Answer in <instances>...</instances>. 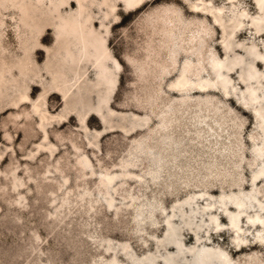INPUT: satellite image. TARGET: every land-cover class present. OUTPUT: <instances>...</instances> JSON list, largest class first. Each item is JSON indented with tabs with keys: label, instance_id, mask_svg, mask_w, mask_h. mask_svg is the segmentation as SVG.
<instances>
[{
	"label": "rangeland",
	"instance_id": "obj_1",
	"mask_svg": "<svg viewBox=\"0 0 264 264\" xmlns=\"http://www.w3.org/2000/svg\"><path fill=\"white\" fill-rule=\"evenodd\" d=\"M191 1L230 6L229 0ZM239 1L252 16L260 13L256 0ZM33 3L36 15L51 17L49 2ZM104 12L92 7L101 32ZM116 13L118 19L104 21L107 46L121 66L109 100L108 83H98L100 61L84 56L81 46L71 44L73 57L66 56L67 45L47 25L24 64L8 22L0 49V264H133L149 255L157 257L152 264L166 258L195 264L185 248L203 246L225 250L232 264H264L257 237L264 228L250 227L243 216L245 242L238 244L221 203L250 191L262 164L254 153L262 145L258 120L239 100L248 84L241 65L228 73L237 88L229 95L221 84L207 92L171 86L186 61L192 78L207 76L210 52L225 59L223 40L232 29L227 24L226 34L212 14L186 0H145L136 9L120 1ZM254 32L236 30L228 56L252 60L238 46L252 40L264 51V32ZM106 65L116 74L112 60ZM256 66L264 72L262 62ZM256 190L264 203V178ZM208 204L214 207L205 209ZM171 227L183 252L167 238Z\"/></svg>",
	"mask_w": 264,
	"mask_h": 264
},
{
	"label": "bare ground",
	"instance_id": "obj_2",
	"mask_svg": "<svg viewBox=\"0 0 264 264\" xmlns=\"http://www.w3.org/2000/svg\"><path fill=\"white\" fill-rule=\"evenodd\" d=\"M33 1L37 3L49 2L51 5L50 16L46 20L36 15L37 6ZM77 3V9L71 10V0H0V49L4 51L6 45V29L8 22H14V33L18 41L20 49L23 51L26 60H28L30 53L37 46H41L40 38L45 32L46 26H51L54 29V34L58 39V44L65 43L64 46L65 55L73 57L69 46L74 44L75 47L81 46V51L87 58H94L96 61H100L99 67L102 68L101 79L98 83L105 81L108 83L109 93L108 100L115 90L118 83V69L120 64L118 60L113 56L112 52L107 46L108 37L110 35V29L104 24L110 17L118 19L117 10L118 2L122 1L126 9H136L141 6L145 0H74ZM191 3L194 9H202L212 14L214 21L222 27L223 31L227 34V24L232 29V33L228 34L223 40V47L226 52L225 59L219 58L213 51L210 52V64L211 72H207V76H203V72L198 73L196 78L190 76V65L186 61L181 68L178 77L171 83L173 89L178 91H193L207 92L216 88L218 85H222L227 95L230 94L229 89L236 91L237 88L232 85V80L229 76V71L233 70L236 66L241 65L240 78L242 81L248 83L245 91H241L240 101L249 109H252L258 120V127L262 132V145H257L254 149V153L262 161L260 168L254 172L251 186L252 189L248 192L241 191L238 194H231L224 196L221 200L223 211L228 215L230 227L236 234L235 240L238 244L244 243L245 238L241 237L245 231L240 226L241 218L246 216L247 224L250 227L255 228L260 225L264 228V203L258 198V191L256 190L257 182L264 178V72H260L257 69L256 62L260 61L264 64V51L260 50L259 45L255 40L251 41V45L246 47L240 43L245 49L247 55L252 57V60L247 61L245 57L235 55L234 58L228 56V52L232 49L233 43L230 40L232 34L238 30L246 27H253L254 34H261L264 32V0H256L259 6L260 13L252 16L250 12L241 6L239 0H229L230 6L222 7H210L205 2L186 0ZM44 6V5H42ZM68 7L69 11H62L63 7ZM92 7H96L99 11L104 12V19L101 21V27L105 30L101 32L94 28L92 15ZM43 9V8H42ZM43 11V10H42ZM48 11V10H47ZM45 12V11H44ZM9 19V20H8ZM201 45V43H199ZM264 48V41H263ZM200 51V48H198ZM201 52V51H200ZM113 61L117 70L115 73H110L109 68L106 65V61ZM213 73V74H212ZM111 74V75H110ZM213 75V76H212ZM255 80L257 86H254L250 81ZM262 92V95H260ZM24 98H28L24 96ZM34 111L40 114L41 121H48L50 118L46 113H42L36 105ZM47 137V132L45 131ZM106 178L110 181L113 180L114 175H106ZM197 197H191L184 203L189 204ZM233 205L236 210L231 212L227 207V204ZM214 204H208L205 209L211 210ZM250 209H258L254 215L248 214ZM210 220L215 223L216 228L222 229L224 226L219 222L216 216H211ZM169 225L170 222H168ZM264 230H258V239L264 242ZM176 232L173 227L168 231L167 238L170 242H173L178 246L180 252L182 250V243L175 239ZM200 242V239L197 240ZM164 241H161V245L164 246ZM189 253H193V260L195 264H210L214 260H218L222 264H232L230 255L220 248L213 249L211 247L203 246L202 248H185ZM174 254L170 253L172 257ZM157 259L156 256H147L145 260L135 259L133 264H152ZM165 264H176L175 260L166 258Z\"/></svg>",
	"mask_w": 264,
	"mask_h": 264
}]
</instances>
